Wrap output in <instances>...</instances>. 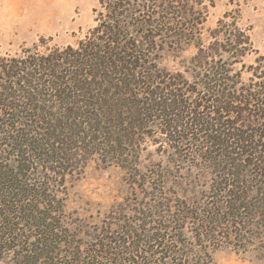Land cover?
I'll list each match as a JSON object with an SVG mask.
<instances>
[{
    "label": "trees",
    "instance_id": "obj_1",
    "mask_svg": "<svg viewBox=\"0 0 264 264\" xmlns=\"http://www.w3.org/2000/svg\"><path fill=\"white\" fill-rule=\"evenodd\" d=\"M99 2L105 12L76 48L41 42L0 55V253L19 249V264H189L199 245L172 238L178 224L188 222L206 249L264 222V57L243 62L258 53L234 22L221 21L204 47L200 0ZM159 38L198 40L189 100L182 76L159 68ZM150 144L196 162L210 183L191 181L187 192L211 203L181 205L163 226L160 198L135 227L90 235L81 254L60 187L94 159L139 170ZM153 171L143 183L159 198L165 173Z\"/></svg>",
    "mask_w": 264,
    "mask_h": 264
},
{
    "label": "rangeland",
    "instance_id": "obj_2",
    "mask_svg": "<svg viewBox=\"0 0 264 264\" xmlns=\"http://www.w3.org/2000/svg\"><path fill=\"white\" fill-rule=\"evenodd\" d=\"M200 1V9L204 12L200 42L204 47L213 41L211 33L218 29L221 21L234 22L248 33L258 53L248 55L243 62L248 66L254 64L258 56L264 57V0ZM104 12L99 0H0V55L14 57L23 49L32 48L41 42L59 49L76 48L90 36L98 25L97 18ZM179 29L183 31L186 27L183 25ZM197 43L198 40L190 41L187 38L182 41L158 39L159 68L182 76L183 91L188 100L187 81L192 80V72L187 68L198 53ZM44 50L41 49L42 52ZM244 77L246 79L248 76ZM159 129L154 128L156 132ZM173 154L166 144H150L138 163L132 161L139 164V170L105 166L99 159H94L80 175L66 178L58 197L63 200L67 217L65 229L68 236L74 233V240L81 241V254L90 248V235L111 229L112 235L116 236V231L121 230L122 226L135 227L140 219L139 213L151 209L152 213H156L154 205H159L160 198L168 206L165 210H157V213L166 217L158 219V223L163 226H167L165 220L166 223H172L170 216L176 215L181 205L211 203L206 196H201L203 191L200 188L202 192L197 198L187 192L191 181L197 185L209 184L206 174L195 168L197 163L193 160L187 164V154L181 157ZM176 159H184L185 163L177 164ZM154 168L165 173L166 190L162 191L159 198L150 184L143 183L145 177L154 172ZM203 177L206 181L199 182ZM191 227L188 222L187 225L180 223L176 226L178 232L170 235L180 242L184 241L191 251L196 250L195 244L201 248L196 250L199 257L190 258L189 264H264V222L256 228L252 224L243 226L240 240L235 238L238 232L236 227L233 237L206 245V249L200 246V242L195 243ZM34 241L35 238H30L29 245ZM18 254L17 248L0 253V264H19Z\"/></svg>",
    "mask_w": 264,
    "mask_h": 264
}]
</instances>
